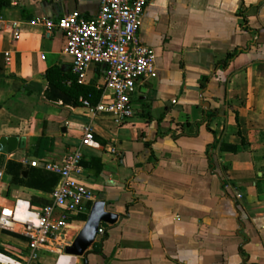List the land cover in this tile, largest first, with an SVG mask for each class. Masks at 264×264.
<instances>
[{
    "label": "crops",
    "instance_id": "0c3cea01",
    "mask_svg": "<svg viewBox=\"0 0 264 264\" xmlns=\"http://www.w3.org/2000/svg\"><path fill=\"white\" fill-rule=\"evenodd\" d=\"M73 10L91 19L98 1L0 9V138L18 139L0 152V208L23 220L51 203L56 185L38 171L56 174L22 158L60 161L81 148L101 169L83 165L77 179L118 219L100 224L83 255L45 247L31 261L20 233L0 230V264H264V0H149L138 37L155 52L157 77L136 85L119 124L40 96L45 70H71V57L60 29L47 35L30 20ZM103 76L92 65L82 85L102 92ZM89 122L93 142L81 146ZM91 204L69 216L71 239Z\"/></svg>",
    "mask_w": 264,
    "mask_h": 264
},
{
    "label": "built area",
    "instance_id": "2783aa9c",
    "mask_svg": "<svg viewBox=\"0 0 264 264\" xmlns=\"http://www.w3.org/2000/svg\"><path fill=\"white\" fill-rule=\"evenodd\" d=\"M3 1L13 6L23 2ZM97 1L98 11L91 19L73 10L58 19L39 17L30 23L40 25L47 35L55 28L64 33V52L71 57V71L79 84L85 82L90 66L103 68V89L99 101L92 104L88 99H82L81 103L92 118L108 116L119 124L133 114L131 96L136 85L157 77L155 52L138 37L141 17L149 0ZM10 27L15 41L20 32L19 23L13 21ZM9 60L6 56V63ZM92 142L93 127L89 122L84 126L80 144L89 146ZM82 159L81 148L71 150L60 161L39 162L22 158L24 164L40 166L59 177L51 192V203L32 211L23 220L14 217L12 208H0V230L20 233L27 242L30 261L37 259L38 252L45 247L62 254L73 240L68 233L69 216L85 210L87 203L94 202L91 188L77 179L84 171ZM102 233L103 228L99 226L96 235Z\"/></svg>",
    "mask_w": 264,
    "mask_h": 264
},
{
    "label": "trees",
    "instance_id": "16d2710c",
    "mask_svg": "<svg viewBox=\"0 0 264 264\" xmlns=\"http://www.w3.org/2000/svg\"><path fill=\"white\" fill-rule=\"evenodd\" d=\"M6 4V2L0 0V9ZM234 54L235 53L227 54L226 58L220 61V65L225 67ZM44 78L46 80V86L40 93V96L47 103H59L60 106L73 107L81 104L82 99H88L92 104L97 103L100 99L101 91L90 86L79 84L76 80V76L71 72V70L64 71L57 65H51L45 70ZM220 147L222 149L225 146L221 145ZM230 148L233 151L235 150V146H230ZM95 162L96 158H91L88 161H84L82 159L81 164L88 167H95ZM7 164H10V162ZM100 169L101 167L97 165L96 170L99 171ZM38 172H41L40 175L44 178L47 176L50 177V184L52 185V188L58 183L57 175L47 174L43 171ZM263 177L264 175L257 182V188H260ZM79 218L85 220L86 215H79Z\"/></svg>",
    "mask_w": 264,
    "mask_h": 264
},
{
    "label": "water",
    "instance_id": "95a60500",
    "mask_svg": "<svg viewBox=\"0 0 264 264\" xmlns=\"http://www.w3.org/2000/svg\"><path fill=\"white\" fill-rule=\"evenodd\" d=\"M18 139L16 137H1L0 152L8 153L16 149ZM118 219V214L106 209L103 200L92 202L89 213L79 232L76 234L71 244L64 250L66 254L80 256L94 242L96 232L101 223L112 225Z\"/></svg>",
    "mask_w": 264,
    "mask_h": 264
}]
</instances>
